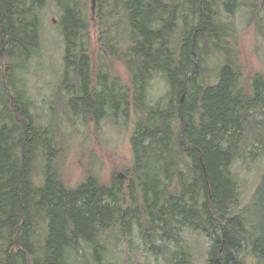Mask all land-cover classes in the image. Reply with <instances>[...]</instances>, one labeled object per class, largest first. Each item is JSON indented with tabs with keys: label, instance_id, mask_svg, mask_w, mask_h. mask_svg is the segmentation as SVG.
I'll return each instance as SVG.
<instances>
[{
	"label": "trees",
	"instance_id": "trees-1",
	"mask_svg": "<svg viewBox=\"0 0 264 264\" xmlns=\"http://www.w3.org/2000/svg\"><path fill=\"white\" fill-rule=\"evenodd\" d=\"M48 1L61 10L64 73L58 89L69 95V114L91 116L98 126L108 108L126 127L131 113L137 115L132 165L125 176L113 174L109 184L94 175L75 187L64 183L59 140L36 123L19 85L16 71L39 47L38 11ZM218 1L99 0L101 47L129 70L127 88L108 82L105 73L94 86L90 23L79 0H0V61L6 64L0 78V264H67L83 244L96 257L98 248L108 249L105 232L117 228L129 235L134 225L155 254L168 246H155L156 239L176 246L168 264H192L183 245L186 228L213 242L206 264H243L240 253L247 245L264 264V176L254 200L259 231L252 237L247 216L237 212L239 185L231 171L246 148L243 134L254 124L253 112L264 113V77L252 81L248 94L228 58L216 85L205 82L201 54L210 44L219 48L228 35L218 21ZM236 2H223L226 11ZM121 13L129 29L123 39ZM155 74L169 91L148 105ZM257 136L262 142L263 134Z\"/></svg>",
	"mask_w": 264,
	"mask_h": 264
},
{
	"label": "rangeland",
	"instance_id": "rangeland-1",
	"mask_svg": "<svg viewBox=\"0 0 264 264\" xmlns=\"http://www.w3.org/2000/svg\"><path fill=\"white\" fill-rule=\"evenodd\" d=\"M86 9L90 23L89 54L91 57L92 76L96 86L98 74L105 73L108 82L116 86H130V72L121 61L107 56L101 47L100 38L104 27L99 18V0L92 11V0H79ZM219 0L217 11L219 22L227 25L228 35L220 41L219 48L210 44L207 52L201 54L205 82L216 85L219 71L229 58L233 66L241 71L240 85L249 93L250 85L256 77H264V0H237L232 12L226 11ZM111 5V2H110ZM39 47L31 55L25 67L16 71L19 85L28 96L30 111L38 125L52 129L61 149L57 161L59 173L68 187H75L88 175L96 176L102 184H109L113 174L125 176L132 165L130 138L134 131L137 115L131 113L127 127L124 120L108 114L94 122L91 116L84 120L80 115L73 116L67 111L69 95L59 91L58 85L64 73V39L59 27L61 10L57 3L48 1L39 9ZM122 24L119 36L123 39L129 35V29L121 13ZM104 29H103V28ZM126 29V32H122ZM113 36L116 31H112ZM122 46H124L122 44ZM6 64L0 61V78ZM101 87H98L100 89ZM169 86L161 74H155L150 80L146 103L156 104L164 98ZM259 110V109H258ZM260 111V110H259ZM254 111L252 128L244 132L246 148L240 150L231 171L239 185V205L237 212L248 218L247 229L256 235L260 224V210L254 206L255 195L264 176V113ZM259 112L258 114H256ZM141 113V111H138ZM263 125H255L256 122ZM263 134L260 142L257 133ZM257 154L255 157L254 155ZM257 204V203H256ZM109 230L103 234V243L108 247L95 257L92 247L83 244L72 252L67 264H168L171 253L177 248L170 242L156 239L154 245L167 246L164 253H154L146 245L144 234L137 225L131 233L122 236L118 230ZM119 239H117V238ZM183 245L191 255L192 264H206L212 241L204 233L186 228L182 231ZM102 243V244H103ZM103 244V245H104ZM163 248V249H164ZM100 249V250H99ZM243 264H260L251 252L250 245L240 253Z\"/></svg>",
	"mask_w": 264,
	"mask_h": 264
},
{
	"label": "water",
	"instance_id": "water-1",
	"mask_svg": "<svg viewBox=\"0 0 264 264\" xmlns=\"http://www.w3.org/2000/svg\"><path fill=\"white\" fill-rule=\"evenodd\" d=\"M96 7V0H92V11H94Z\"/></svg>",
	"mask_w": 264,
	"mask_h": 264
}]
</instances>
